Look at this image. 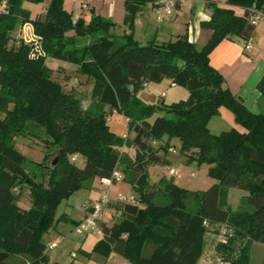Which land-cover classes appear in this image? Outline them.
I'll list each match as a JSON object with an SVG mask.
<instances>
[{
    "label": "trees",
    "instance_id": "obj_1",
    "mask_svg": "<svg viewBox=\"0 0 264 264\" xmlns=\"http://www.w3.org/2000/svg\"><path fill=\"white\" fill-rule=\"evenodd\" d=\"M3 1L0 264H14L8 260L14 253L31 255L29 264H44L47 245L42 236L55 226L59 205L80 189L91 188L96 178H111L116 169L137 196L134 202L117 201L122 219L111 226L102 223L104 235L95 250L114 251L133 264H198L209 226L222 224L234 232L216 246L224 263L250 264L247 247L234 255L232 243L234 236L264 243V113L249 109L244 98L231 90L210 55L224 39L243 34L251 7L256 4L264 10V0H228L249 8L243 15L216 0H205L213 13L201 26L211 29L212 35L201 47L184 35L164 42L136 39L137 14L153 0H125L130 32L122 36L113 33L114 21L94 12L89 21L74 20L63 0H51L44 19L31 18L22 6L24 0H7L10 7L4 13ZM25 23L33 25L41 54L32 56L34 44L24 39L10 42L17 25ZM70 31L75 34L69 35ZM79 37L90 41L78 46ZM48 56L76 65L78 73L91 81L92 102L87 108L53 77ZM165 77L186 87L188 99L149 104L138 97L146 83H160ZM257 87L264 98V76ZM107 107L128 119L126 136L111 130ZM222 107L232 111L238 126L214 134L208 125ZM30 121L49 136L43 160L34 162L36 172L27 171L19 160L11 165L6 160ZM173 139L180 140L179 152L186 163L208 164L216 182L191 191L165 175L160 184L170 203L159 204L154 201L158 190L148 187L150 169L169 165ZM75 154L84 158L83 164L72 159ZM23 184L30 185V208L19 205L14 192ZM231 187L247 192L244 200L252 210L232 209Z\"/></svg>",
    "mask_w": 264,
    "mask_h": 264
},
{
    "label": "rangeland",
    "instance_id": "obj_2",
    "mask_svg": "<svg viewBox=\"0 0 264 264\" xmlns=\"http://www.w3.org/2000/svg\"><path fill=\"white\" fill-rule=\"evenodd\" d=\"M66 4L68 6L66 10H68V12H72V7H74L75 4L71 0H66ZM34 8L35 11H40L42 10V4L36 3ZM19 25L20 24L17 26ZM120 32L121 31L119 30L115 31V34H119L120 36ZM68 34L74 35L75 32L70 31ZM12 35L13 39L10 41L11 43L15 42L17 39L20 40V38L14 37V33H12ZM137 36L141 43H147V38L143 36V33H141L140 30L138 31ZM37 38L35 41H32L33 39H29V41H27L33 44L34 42H38V45H40L39 41H37ZM148 39L150 40L151 38ZM89 41L90 40L88 38L79 37L77 45L83 46ZM53 77L61 82L67 91L71 90V92L81 100L82 106L84 108H87L91 104L92 83L89 79H87V77L78 73L77 67L74 65H69L66 68L62 66H55ZM148 87L149 90L147 89V86L146 89H141L138 92V97L142 99V101H145L149 104H157L159 102L162 103L163 101L165 103L178 102L188 99L190 95V92L186 87L179 84L174 86L166 77L160 83L151 82V85H148ZM163 90L166 94L162 97L161 93ZM259 106L261 108V112L263 111L264 113V98L260 101ZM222 110L223 113H221V115L215 116L208 125L214 134H219L222 131L230 130L233 125L236 124L235 119L228 117L229 115L227 112H230V110L227 107H224ZM107 111L109 114L108 121L111 130L119 136H123L126 132H128V122L124 116L117 112H111L109 107H107ZM3 116L4 114H0V117ZM48 138L49 136L44 132L42 127L37 126L30 121L24 135L18 136L16 138V150L8 151L6 153L7 162L9 165H11L19 160V162L21 161L25 166L27 171L36 172L34 162H41L43 160L46 154L45 140ZM166 140L167 139H164L163 142ZM179 141L180 140L170 142L171 147H173L176 152L170 151L169 165L163 167H152L150 169L148 187L156 188L158 190L156 198L154 199L156 203H170V198L164 195L160 184V179L163 176L166 175L171 177L167 174H172L177 184L191 191L205 190L216 182V179L210 176L208 173V168L210 167L208 164L199 165L197 162H193L191 164L186 163V157L181 156L179 152ZM160 143L161 142H156L155 144L158 146ZM126 151H128V148L124 147V152ZM18 153L23 155L25 159L22 160ZM54 162H49V165H54ZM76 162L79 165L82 164L81 159L77 160ZM46 172L48 171L46 170ZM14 192L19 196V205L27 208L32 206L33 197L30 193L29 184H23L21 187L14 189ZM88 193V187L80 189L69 198L63 200V202L59 205L56 213L55 226L42 236L43 242L47 245V259L45 260L44 264H52L56 261L63 264H133L129 259L119 255L114 251L106 254L105 252L100 251V249L95 250L96 246L102 240L104 233L99 234L92 231L91 229H86L83 233L77 232L78 226L82 224V221L88 215L83 206L84 201H86L85 199L88 198ZM246 193L247 192H245L243 189L237 187H231L229 189V201L233 210H252V206L246 200H244ZM119 194H124L128 197L137 196L131 185L125 181L122 183L118 182L116 185L112 186L111 196L109 193L111 201L109 205L104 208L102 217L98 221V224L101 228L103 226V222L111 226L115 222H118L122 219L120 215L121 205L117 203V197ZM65 213H67V215ZM62 217H68L70 219L66 220ZM225 235L227 236L226 240L228 241V238L233 236L234 232L231 229H228L227 231V227L222 224H213L209 226L205 236L204 253L198 264L220 263V260L223 258L216 246L220 242H223ZM53 243H56L57 245L55 247H51ZM232 244L235 248L234 255L239 254L240 250L246 246L249 255V263L264 264V243H253V241H248L246 238L234 236ZM8 260L14 264H29L32 262L33 258L29 254L14 253L11 254ZM225 264L230 263L225 261Z\"/></svg>",
    "mask_w": 264,
    "mask_h": 264
},
{
    "label": "crops",
    "instance_id": "obj_3",
    "mask_svg": "<svg viewBox=\"0 0 264 264\" xmlns=\"http://www.w3.org/2000/svg\"><path fill=\"white\" fill-rule=\"evenodd\" d=\"M71 1L75 4L74 7H72L73 11L70 12L73 15L74 20L81 17L89 21L92 13L94 12L105 19H110L115 22L116 25L113 28L114 34L115 31L118 30L121 31L120 36L130 32L128 25L125 23V16L127 14L126 7L124 6L125 0H89L90 10L83 12L78 10L79 7L76 2L73 0ZM157 1L158 0H153L149 2L137 14L134 29L136 39H138L137 34L140 30V32L143 33V36L147 38V42L154 38H156L159 42L170 40L174 41L179 36L183 35L187 36L191 42L196 43L199 47L208 42L212 35V30L207 28L204 29L201 26V22L210 20L213 13L212 8L208 5V3H206L207 1L184 0V4L178 5L175 12L172 15L164 17L165 19L163 18V20L157 19L154 13V4H156ZM216 1L220 6L234 8L236 13L240 15L245 14L246 10L249 9L243 6L232 5L228 2V0ZM50 3L51 0H44L43 2H40L39 4H42V10L40 11H35L34 7L36 2L30 0H24L22 6L30 11L31 18L40 17L44 19L46 17V8ZM63 5L64 8L67 9L68 6L66 4V0L63 1ZM250 13L252 14L251 9ZM251 14L243 34L241 36H230L229 38L224 39L211 53L210 58L211 64L216 69L220 70V72L225 76L227 84L231 90L235 94L244 98L249 109L260 113L261 108L259 104L263 97L261 96V92L257 86L259 81L264 76V19L258 25H253L250 21ZM13 33L14 37L20 38V40L24 39L25 41H29V39L32 40L37 38V35L34 33V27L31 23L20 24L16 27ZM148 38L151 39L149 40ZM20 40L17 39L15 42H19ZM248 44H250L249 48H247ZM46 63L53 70H55V66H62L66 68L69 65H74L70 62L50 56L47 57ZM74 66L77 67L76 65ZM169 80L172 85H177L176 83H173L171 79ZM148 85H151V82L146 83L147 89L149 88ZM165 94L166 93L163 90L161 96L163 97ZM223 108L224 107L221 108V113H223ZM227 114L229 115V118L235 119V116L231 111L227 112ZM124 118L128 122V119L126 117ZM235 126H238V124L236 123L233 125V127ZM126 135L127 132L123 136ZM164 139H167V137ZM170 141L178 140L173 139ZM76 155L77 160L81 159L83 164L84 158L79 154ZM179 168L178 170L180 171ZM167 175L173 176L172 174ZM117 183L107 185L104 182V179L96 178L92 184L93 186L88 189V198L85 200L99 199L107 193H110L111 196L112 186ZM86 212L88 213V211ZM65 214L67 215V213Z\"/></svg>",
    "mask_w": 264,
    "mask_h": 264
},
{
    "label": "built area",
    "instance_id": "obj_4",
    "mask_svg": "<svg viewBox=\"0 0 264 264\" xmlns=\"http://www.w3.org/2000/svg\"><path fill=\"white\" fill-rule=\"evenodd\" d=\"M74 2H76L78 4V10L80 12L83 11H89L90 10V3L89 0H73ZM184 0H158L156 2V4H154V13L155 16L157 17V19L159 20H163L164 17L168 16V15H172L175 10L177 9L178 5H182ZM9 3L7 0H4L1 4V11L6 13L9 11ZM251 11H252V15L250 18V21L253 25H258L263 19H264V10L259 8V6L257 7L256 4H254L251 7ZM165 19V18H164ZM77 20V19H75ZM35 39H33L32 41H35ZM250 47V44L247 45V48ZM42 50H41V46L38 45V42H34V50L32 52V56H36L37 54H41ZM145 88H146V84H145ZM170 151H174L176 152V150L172 147L170 148ZM77 155H73V160H76ZM124 179V174L122 173L121 170L116 169L114 170V173L112 175L111 178H106L104 179V182L107 185H112L113 183L116 182H121ZM111 201V198L109 196V194H105L103 195L101 198L99 199H88L84 202L83 206L85 208L86 211H88V215L84 218V220L82 221V224L80 226H78L77 228V232L78 233H83L84 230L86 229H91L92 231L102 234L103 233V229L99 226L98 221L101 219L102 214H103V210L106 206L109 205ZM117 201L120 203H124V202H134L135 201V197L134 196H126L124 194H119L117 197ZM228 231V228H227ZM228 234V232H227ZM229 236V234H228ZM227 236L225 235V238H223V242H226L227 240ZM57 244L53 243L51 245V247H55ZM75 254V253H74ZM219 264H225L224 260L221 259Z\"/></svg>",
    "mask_w": 264,
    "mask_h": 264
},
{
    "label": "water",
    "instance_id": "obj_5",
    "mask_svg": "<svg viewBox=\"0 0 264 264\" xmlns=\"http://www.w3.org/2000/svg\"><path fill=\"white\" fill-rule=\"evenodd\" d=\"M58 159H59V158H56L54 163H56Z\"/></svg>",
    "mask_w": 264,
    "mask_h": 264
}]
</instances>
